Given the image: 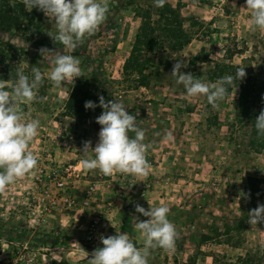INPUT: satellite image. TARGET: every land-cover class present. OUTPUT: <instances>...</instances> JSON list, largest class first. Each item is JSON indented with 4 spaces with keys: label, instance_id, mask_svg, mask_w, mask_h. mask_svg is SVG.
<instances>
[{
    "label": "rangeland",
    "instance_id": "374dc122",
    "mask_svg": "<svg viewBox=\"0 0 264 264\" xmlns=\"http://www.w3.org/2000/svg\"><path fill=\"white\" fill-rule=\"evenodd\" d=\"M101 2L108 7L106 21L72 53L80 60L77 79L87 81L94 104L99 105L101 96L108 102L117 95L136 117L149 145L148 175H104L81 167V160L94 157L91 149H83L86 142L91 148L98 143L101 126L94 131L91 123L103 109H92L80 125L65 116L73 83L57 87L48 79L51 65L41 63L39 50H63L51 38L55 23L34 8L40 15L32 26L24 28L20 20L10 31L0 30V41L12 44L18 58L9 69L0 67L2 74L14 83L17 71L31 78L37 67L43 75L39 89L45 87L44 95L38 92L35 101L20 105L25 121H40L28 148L38 165L0 192V264H87L102 246L101 237L116 232L127 233L142 248L134 221L149 217L136 213V206H167L177 232L175 253L152 249L149 264H264V223H246L239 249L218 236L224 230L221 217L241 215L242 187L254 171L264 176V159L240 153L223 133L199 126L204 97H189L171 75L177 59L185 64L181 72L202 82L210 62L237 65L247 57L259 61L264 30L249 29L246 0H166L177 18L175 13L168 18L169 12L156 7L154 0ZM166 18L173 20L170 27L179 28L181 22L179 29L187 32L189 44L176 50L165 44L158 50V33L168 32ZM143 26L153 49L136 42ZM31 31L36 38H28ZM197 55L208 62L194 63ZM140 65L142 73L136 70ZM0 85L11 87V82ZM168 134L171 140L165 139ZM262 191L257 206L264 205Z\"/></svg>",
    "mask_w": 264,
    "mask_h": 264
},
{
    "label": "clouds",
    "instance_id": "9594fccd",
    "mask_svg": "<svg viewBox=\"0 0 264 264\" xmlns=\"http://www.w3.org/2000/svg\"><path fill=\"white\" fill-rule=\"evenodd\" d=\"M31 11L37 9L52 20L56 34L51 37L62 47L59 50L42 48L41 63L51 65L48 79L53 85L73 83L81 77L80 60L72 53L86 37L93 35L106 21L108 7L101 0H23ZM166 0H154L156 7H164ZM246 11L250 12L248 22L251 31L264 30V0H246ZM185 67L183 60L177 59L171 75L189 97H205L213 108L228 95L229 88L245 78V68H237L236 76H224L215 83L202 82L191 73L181 72ZM43 83L39 68H32L31 78L23 71H17L12 90L0 85V192L4 191L17 179L24 177L38 165L37 157L28 151L30 142L38 135L40 121H25L20 109L22 103H31L37 99V93ZM105 102L99 97V105L92 101L85 102V109L99 106L102 114L96 119L100 125L98 143L94 148L86 142L83 151L91 149L93 158L80 161L85 170H99L104 175L113 172L136 177H146L150 164L146 158L149 147L145 143V130L136 124V117L129 114L126 104L120 97ZM258 136H264V110L255 120ZM133 134V135H130ZM171 140V134L165 137ZM136 213L149 217L146 221L138 218L135 228L143 237V247L137 248L127 233L116 232L107 238L101 237V247L95 249L87 264H149L150 251L161 248L168 253H175L177 232L169 220L170 209L167 206L149 207L148 210L136 206ZM249 223H264V205L249 212ZM87 254V253H86ZM88 256V254H87Z\"/></svg>",
    "mask_w": 264,
    "mask_h": 264
},
{
    "label": "trees",
    "instance_id": "16d2710c",
    "mask_svg": "<svg viewBox=\"0 0 264 264\" xmlns=\"http://www.w3.org/2000/svg\"><path fill=\"white\" fill-rule=\"evenodd\" d=\"M162 9L169 12L168 18H171L175 13L174 18H177L176 12L172 9L170 3H165ZM40 15V12L31 10L27 11L24 2L17 0H0V30L10 31L13 26L17 25L18 21L24 22V28L33 25V19ZM161 18V17H159ZM143 20H147L144 17ZM159 20V19H158ZM164 26L168 32L164 34L158 33V50L165 44H168L172 50L180 49L190 43L191 39L187 32L180 30L181 22H178L177 27H170L172 19H165ZM192 23V27L195 26ZM147 32L144 26L139 29L136 36V42L144 44L148 50L153 49V41L147 39ZM165 36V38H162ZM30 39L36 38L34 31H31ZM16 50L12 44L0 41V67L1 70L9 69L11 62L16 61ZM206 56L201 60L199 55L193 57L194 63H206ZM237 68H245L246 76L240 82L236 79L234 86L229 88L226 98L219 102V107L213 108L208 104L206 98L203 121L199 126L206 129L216 130L223 133V138L228 143L233 144L240 153L249 155L254 154L264 159V136H258L255 128V120L260 112L264 110V55L259 61H255L251 57H247L241 63L234 65L232 63L213 62L208 64L205 73L206 83H215L218 79L232 75L236 76ZM0 70V82H13L10 76ZM138 73H142L143 65L136 68ZM10 71H8L9 73ZM45 87L39 89L38 92L44 95ZM95 94L91 92L89 84L84 79H76L73 82L69 92L68 100L65 105V116L75 121L76 125H80L84 120H87L92 109H85L86 101L95 100ZM97 119V118H96ZM96 119L92 121L94 131L98 130ZM258 170L254 171L255 175H249L246 178L245 184L241 192V215H231L221 217L224 220V230L218 232V236L224 237L223 244L229 247L239 249L242 246V233L246 228V223L249 221V212L257 208V202L262 198V189L264 188V176L257 175Z\"/></svg>",
    "mask_w": 264,
    "mask_h": 264
},
{
    "label": "built area",
    "instance_id": "2783aa9c",
    "mask_svg": "<svg viewBox=\"0 0 264 264\" xmlns=\"http://www.w3.org/2000/svg\"><path fill=\"white\" fill-rule=\"evenodd\" d=\"M59 185L62 186V183H59ZM90 233H92V230L90 231ZM12 264H18V263L15 261Z\"/></svg>",
    "mask_w": 264,
    "mask_h": 264
}]
</instances>
